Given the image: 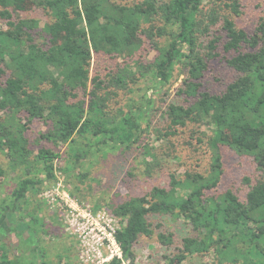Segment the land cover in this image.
Masks as SVG:
<instances>
[{
	"label": "trees",
	"instance_id": "16d2710c",
	"mask_svg": "<svg viewBox=\"0 0 264 264\" xmlns=\"http://www.w3.org/2000/svg\"><path fill=\"white\" fill-rule=\"evenodd\" d=\"M204 1L140 0L126 5L115 0H0L4 24L0 27V153L9 159L5 170L0 167V179L15 173L20 178L0 200V238L13 233L19 245L30 244L22 250L23 256L2 254L0 264H18L22 257H34L29 264H46L33 247L38 237L30 219L35 215L27 205L30 197L56 182V169L66 178L71 167H57L58 160L67 158L58 150L60 145L66 146L78 167L94 150L129 151L140 142V121L147 113L144 103L136 110L119 111V119L105 113L110 94L104 90L127 89L129 81H136L131 68L124 66L106 80L95 76L92 90L87 88L93 55L131 59L144 39L157 56L143 70L135 66L141 77L153 75L147 82L156 86L150 89L167 85L176 67L183 76L176 95L185 105L167 104L165 130L175 133L188 125L206 124L208 135L190 134V138L207 147L209 162L203 172L187 171L181 178L170 174L168 184L154 186L112 210L127 220L115 233L121 258L107 264H134L138 238L154 233L149 215L170 216L188 229L177 240L178 253L170 264L207 254L213 256V264H264V16L248 33L230 19L241 14L237 0H208L211 6L205 12ZM25 3L26 10L45 13L43 26L21 17L20 6ZM226 10L230 12H221ZM160 38L164 45L156 40ZM219 49L228 55L225 63L234 78L223 92L213 95L201 91V80L209 63L220 56ZM34 120L45 129L39 140L52 147L42 145L36 152L29 148L25 134ZM223 148L239 160L250 161L259 173L254 179L241 177L240 190L219 188L225 172ZM33 152L34 162L29 165ZM143 155L150 153L144 150ZM37 170L44 177L37 176ZM173 238L174 233L157 234L163 247L173 246ZM1 248L9 250L7 244Z\"/></svg>",
	"mask_w": 264,
	"mask_h": 264
},
{
	"label": "rangeland",
	"instance_id": "374dc122",
	"mask_svg": "<svg viewBox=\"0 0 264 264\" xmlns=\"http://www.w3.org/2000/svg\"><path fill=\"white\" fill-rule=\"evenodd\" d=\"M115 1L126 5L140 2V0ZM237 1L239 2L241 14L237 17L230 15V19L234 21L238 28L251 33L258 20L264 16V0ZM28 6L27 3L20 6L21 9L24 8L20 12L21 17L24 19H36L39 21L40 26H43L47 22L45 13L37 9L26 10ZM210 6L209 1L205 0L203 2V11H207ZM221 12L227 14L230 11ZM3 25L0 22V27ZM40 40L44 41V39ZM156 40L160 45H164L163 39ZM219 51L220 56L209 63L208 70L201 80V91L213 95L223 92L227 84L234 78L233 72L225 63L228 55L222 53L221 49ZM156 56L157 52L150 41L144 39L141 49L131 59L126 57L110 59L103 55H93L91 60L88 91L92 90V79L95 76L101 80H106L108 74L113 77L124 66H129L130 70L135 73L136 81H129L127 89L109 87L104 90V92L107 91L110 94L107 102L108 109H105V113L109 118L115 117L119 119V111L126 113L130 110H136L140 104L144 103V109L147 113L144 119L140 121V142L132 150H94L92 155L86 159L83 158L79 164H76L78 167H74L73 158L68 155L66 146L60 145L58 147L62 156L64 157L67 154V158L58 160L57 167H60L61 170L71 168L65 174L66 178H64L62 171L61 176L60 170L56 169L53 175L56 178V182L59 179L61 187L66 193L78 203L89 206L93 212L102 210L106 214L113 216L119 223V228L126 224L127 219L112 214V210L117 206L131 197L145 195L154 186L168 184L170 174L174 173L181 178L187 171L203 172L209 162L207 147L203 144H195L194 140L190 138V134L195 138L208 135L210 128L206 124H199L197 127L188 125L183 129H178L175 133L165 130L167 121L163 113L167 104L185 105L183 97L176 95L177 89L181 86L183 76L179 75L180 70L176 67L167 85L150 89L153 85L156 86L155 83L149 84L147 82L152 79L153 75L149 73V76L141 77L135 64L142 68L140 70H143L154 62ZM147 89L148 94L146 95ZM79 94L82 95L81 92ZM82 98L86 100L88 97L83 95ZM148 99H150V105H146ZM21 117L22 123H25V115ZM163 129L165 131H161ZM44 131L42 122L34 120L25 134L28 138L29 148L34 152L42 145L52 147L51 144L39 140L40 133ZM195 131L199 133L193 134V132L196 133ZM144 150H148L150 155H143ZM222 150L225 172L222 176V184L219 186L220 189L233 187L235 190H240L242 189L241 177L248 176L254 179L259 174L255 165L250 161L239 160L231 152L224 148ZM34 152L27 159L29 165L34 162L32 158L35 154ZM7 160L9 159H6L5 155L0 153V167L3 170L7 168ZM34 172L38 173V175L36 174L37 176L42 174L38 170ZM19 180L20 178H16V173L15 175L5 174L3 179H0V200L10 193ZM53 182L50 184L51 186L55 184ZM40 194L30 197L27 205L29 213L35 215V218L30 219V224L36 230L35 233L38 237V242L35 241L36 244L33 246L37 247L38 255L41 254L46 264H85L81 261L77 238L68 234L66 227L60 220V216L47 207ZM147 220L152 225L154 233L151 237L140 236L138 238L133 247L134 264H170L168 262L169 259L178 253L179 244L177 240L186 236L188 229L181 222L172 219L170 216L149 215ZM159 226H161L160 230L157 229ZM158 232L174 233V245L167 248L159 244L157 240ZM19 242L17 238L15 239L13 233H10L4 239L0 238V257L3 256L2 254L9 258L15 255L18 256V254L21 255L24 247L30 246V244L22 242L19 245ZM2 244L3 246L7 244L8 252L5 249L2 250ZM176 244L178 245L176 246ZM18 246H20L21 253ZM175 246L176 250L174 251ZM33 259L34 257L29 259L22 257L18 264H29ZM213 262V256L207 254L204 256L193 255L185 259L181 264H213Z\"/></svg>",
	"mask_w": 264,
	"mask_h": 264
},
{
	"label": "built area",
	"instance_id": "2783aa9c",
	"mask_svg": "<svg viewBox=\"0 0 264 264\" xmlns=\"http://www.w3.org/2000/svg\"><path fill=\"white\" fill-rule=\"evenodd\" d=\"M60 183L58 179L40 197L51 211L60 216L68 234L77 238L81 261L85 264H107L114 257L121 258L115 239L120 228L115 218L105 211L93 212L89 206L78 203Z\"/></svg>",
	"mask_w": 264,
	"mask_h": 264
}]
</instances>
